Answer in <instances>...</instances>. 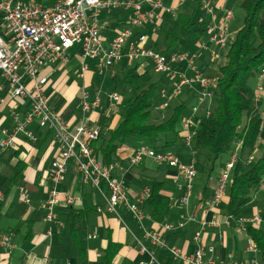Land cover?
Instances as JSON below:
<instances>
[{
	"label": "crops",
	"instance_id": "0c3cea01",
	"mask_svg": "<svg viewBox=\"0 0 264 264\" xmlns=\"http://www.w3.org/2000/svg\"><path fill=\"white\" fill-rule=\"evenodd\" d=\"M231 1L233 0L212 1V8L217 21L221 20L226 10H231L228 7ZM37 2L45 6L50 5V0H37ZM183 2L184 0H161V7L152 10V16L148 22L142 27L133 28L134 39L152 31L153 26L161 22L160 17L164 12L167 14L176 12ZM144 9L151 8L144 6ZM124 11L129 14L125 15ZM131 14L132 9L125 7L102 11L100 16L101 34L106 46L110 45L120 30L129 26ZM207 16V20L211 21L210 25H212V16L208 14ZM231 22L229 24L228 42L240 28H234L232 31ZM1 23L2 16L0 14V25ZM152 37L156 38V35L152 33ZM77 46L79 47L77 50L80 51V60L76 61L75 54L77 52L72 54V50H75ZM195 46H198L199 49L193 53L187 52L190 55H195L194 62L202 73L203 67L211 62L210 53L204 48V46L209 47L210 45H207L206 42H200ZM186 47L188 50L191 49L188 45ZM66 56V61L58 60L44 68L42 72V75L48 79L45 95L48 98L50 108L61 115L71 131H74L85 120L89 121L91 128L99 127L100 114L104 111L113 113L111 128H115L119 122V116L111 109L110 96L112 94L107 97L103 96L104 93L101 92V88L104 81L110 82L115 79L114 74L115 76L118 75L116 69L120 62L116 63L113 68L99 71L96 61L85 58L82 54V48L77 44L67 51ZM91 67L99 75L107 72L110 80L105 79L106 76L104 78L97 77V74L91 71ZM178 68L187 76H192V72L187 68V63L180 64ZM167 78L171 79L169 88L171 89L172 78L170 76ZM0 83L2 85L0 100H4L3 105H0L1 144L8 137L7 134L11 133L15 127L13 112H16L19 119L23 121L30 110V102L25 99L17 104L15 110H12L14 101L8 95L9 84L2 77H0ZM23 83H29L25 75ZM200 96L197 105L201 99ZM78 97H80L79 102L74 107ZM97 99L100 100L99 107L83 113L82 103L84 101L93 102ZM198 124L197 121L195 127ZM27 129L35 135L36 140H30L20 134L16 137L13 149L2 151L0 148V236L7 235L9 243L13 245L10 249L0 246V264H44L45 259H49V264H143L151 261L149 253L156 259L154 264H186L181 260L174 259L168 251L151 244L145 238V234L150 231L157 232L168 246L177 247L188 256L195 254L203 245L207 253L205 260H213L216 264L247 263L256 259L260 263H264L258 246L257 253L248 251L249 241H253L257 245L251 239L248 230L258 228L264 233V190L259 189L255 192L244 213L238 216L246 218L259 214L262 222L258 226L246 224L241 228L232 224L231 227H227L224 224V219L230 215H225L221 209L223 204L228 203L227 194L219 206L214 208L208 206L215 195L221 175L216 177L214 184H209L211 192L208 199L203 198L202 191L192 201L194 197L192 191L188 206H184L181 203L184 192L178 187L183 185L184 181L179 176L177 169L152 159H145L139 165H131V157L141 146L135 141H131L129 145L121 149L118 155L121 161L120 168L115 174L123 182L129 203H133L144 188H150L148 185L153 181H163L165 185L161 193L168 197L171 202L169 217L162 221H156L152 216V208L147 204L141 207L144 219L140 222L126 204L118 205L116 213L108 212L106 201L102 195L91 185L83 182V178L76 171L74 163L70 162L64 181L56 187L59 196L55 208V222H47L45 219L46 212L42 209V205L48 200L49 192L54 188L51 181L52 163L58 157V149L57 145L53 143V132L48 128H41L38 119H35ZM185 136L186 134L183 135L184 138ZM262 139L258 144L260 149H264ZM96 147L95 143L94 149L97 153ZM97 156L99 157L98 153ZM192 161L189 158L187 163H183L188 164ZM227 161H229V156ZM18 170H23L22 184L14 182V176L17 175ZM22 192L29 194L30 205L22 201ZM68 195L75 197L73 205L67 204L65 198ZM71 208L80 215L79 223L82 227L80 230H74L68 223V214ZM182 216L183 218H181ZM185 218L191 219L186 220ZM180 221L185 222L183 228L175 231L164 229L166 224L177 225ZM213 222L215 224H212ZM197 232H201V240L198 242L194 240ZM142 247H145L149 253H142ZM210 248H213V252H209ZM168 254L172 258L170 262L168 261Z\"/></svg>",
	"mask_w": 264,
	"mask_h": 264
},
{
	"label": "built area",
	"instance_id": "2783aa9c",
	"mask_svg": "<svg viewBox=\"0 0 264 264\" xmlns=\"http://www.w3.org/2000/svg\"><path fill=\"white\" fill-rule=\"evenodd\" d=\"M202 10L212 16L213 23L208 28L207 34L211 47L204 46L210 53L211 62L215 64L221 58L220 50H224L228 44L229 24L233 20V11L226 10L221 20L217 21L213 8V0H201ZM161 0H135L120 2L118 0H50V5L45 6L37 0H0V14L2 23L0 25V77L9 84V97L14 101L12 110L17 104L28 99L30 110L21 121L16 112H13L15 127L7 138L1 142L2 151L15 147L16 137L23 134L30 140H36L35 135L27 127L38 119L41 128H48L54 134L53 143L57 145L58 157L52 163L51 181L54 188L49 192L48 200L42 205L46 212L45 219L49 223L55 222V208L58 203L59 193L56 187L61 184L67 172L70 162L83 178V182L89 184L99 192L107 204V211L117 212V206L126 204L135 218L140 222L144 219L141 207L151 195L150 188H144L136 197L133 203H129L123 182L115 172L120 168L119 163L104 165L94 149V144L98 141L100 127L91 128L89 121L85 120L71 131L68 124L61 115L53 111L49 106V101L45 95V87L48 83L47 77L42 75L43 69L58 60H67V51L75 44L82 45V54L85 58L96 61L99 71L112 68L116 63L125 60L131 64L140 60H149L153 63L156 73L168 74L172 78V88L160 92L164 103L160 107L164 109L169 102L174 100L186 86L198 85L202 98L197 106H201L206 97L204 90L215 82V79L207 78L201 73L194 60L195 55L187 53H173L170 56L162 55L146 46L148 37L141 35L137 39L133 38V28L144 26L152 16V10L160 8ZM148 6L151 9H144ZM125 7L131 8L132 14L129 26L120 30L112 39L109 46H106L101 34L102 26L100 16L103 10ZM187 63V68L192 72L189 77L179 70L180 64ZM24 75L29 83H23ZM260 83L255 90V101H264V67L259 75ZM0 90L2 85L0 83ZM121 97L117 93L110 96L111 109L118 113V104ZM4 100H0L3 105ZM100 100L93 102L84 101L82 103L83 113L98 108ZM195 107L193 112H197ZM209 114V113H208ZM199 123V122H198ZM193 117L185 118L182 122V129L185 131L186 144L190 145L194 128L196 125ZM237 153H234L231 160L223 170L217 190L209 208H214L223 203L226 196V189L231 184V174L236 162ZM145 159H152L158 163H165L171 168H175L183 178L184 184L178 186L184 192L181 203L188 206L194 180L197 176L195 162L183 163L178 156L170 152H158L154 149L140 146L131 157V165H139ZM261 190H264V182ZM22 201L30 205L31 199L27 192L21 193ZM68 205H73L75 197L68 195L65 198ZM183 218V216L181 217ZM190 220L191 218H185ZM262 222L259 214L252 217H225L224 224L231 227L236 224L243 228L246 224L258 226ZM212 224H215L213 222ZM185 222L176 224H166L164 229L175 231L183 228ZM51 235V232H50ZM145 238L151 244L168 251L174 259L181 260L186 264H216L213 260H205L206 251L204 246L192 256L184 254L179 248L168 246L162 237L155 231L147 232ZM194 240H201V232H197ZM0 246L12 248L8 236H0ZM142 253H149L145 247ZM248 251L257 253V245L253 241L248 242ZM213 252V248L209 249ZM151 255V261L143 264H154L156 259ZM49 259L44 260V264H49ZM70 264V263H66ZM227 264H264L257 259L247 263L231 262Z\"/></svg>",
	"mask_w": 264,
	"mask_h": 264
},
{
	"label": "trees",
	"instance_id": "16d2710c",
	"mask_svg": "<svg viewBox=\"0 0 264 264\" xmlns=\"http://www.w3.org/2000/svg\"><path fill=\"white\" fill-rule=\"evenodd\" d=\"M236 1L244 12L242 25L226 48L220 50L219 61L203 67V75L215 82L204 90L206 97L201 106H197V100L202 90L193 85L186 86L161 109L164 99L160 92L164 88L170 90L168 74L156 73L149 60L131 64L123 60L116 69L118 75L112 80V94L117 92L121 97L117 113L119 122L111 128L113 113L102 112L96 142L99 158L106 166L120 164L121 149L135 141L158 152L174 153L185 163L191 158L195 161L197 176L201 174L208 183L216 163L224 156H229L230 161L237 153L231 184L226 190L229 200L221 206L225 215L234 217L244 213L253 194L264 182V152L256 155L264 133V101H255L253 84L264 67V0ZM199 11L205 16H199ZM160 18L161 22L154 25L152 31L143 34L148 37V48L170 56L189 54L186 45L209 44L207 30L211 21L202 10L201 0H184L176 12H164ZM195 107L197 112H193ZM191 117L199 124L192 128L194 135L188 145L183 137L182 122ZM229 161L221 163V169L224 170ZM22 171L18 170L14 176L15 183L22 184ZM208 183L202 190L204 199H208L211 192ZM164 185L159 180L148 185L151 195L145 204L152 208L156 221L171 214L170 199L161 193ZM79 222L80 215L71 208L68 223L77 231L82 228ZM248 233L264 258V233L258 228H251ZM168 261H172L169 254Z\"/></svg>",
	"mask_w": 264,
	"mask_h": 264
},
{
	"label": "rangeland",
	"instance_id": "374dc122",
	"mask_svg": "<svg viewBox=\"0 0 264 264\" xmlns=\"http://www.w3.org/2000/svg\"><path fill=\"white\" fill-rule=\"evenodd\" d=\"M165 6H167V5L165 4ZM228 7L233 11L234 20L231 22V29L233 31L234 28L240 27L242 25V21H243V17H244V12L238 7V1H236V2H234V0L231 1ZM124 14L125 15H128L129 13H127V12L124 11ZM198 15L199 16H203V17L205 16V14L202 13V12H200V11L198 12ZM77 45H79L82 48V45L81 44H77ZM77 48L79 49V47L77 46L75 50L74 49L72 50V54H75L74 52H77V54H75V60L76 61L77 60H80V51H78ZM189 49L190 50H188V52L189 53H193V51L198 50L199 47L198 46L196 47L195 45H192V46L190 45L189 46ZM91 71H93L94 73H96L92 67H91ZM105 76H106L105 79H109L110 80V77L107 76V72L105 74L103 73V75L97 74V77H99V78H104ZM114 78H115V74H114ZM259 83H260V79H255V81L253 82V84L255 85L254 89H256V87H257V85ZM112 88H113V81H110V82L108 80L104 81V84H103V86L101 88V92L104 93L103 96H106V97L107 96H110L112 94ZM51 89H52V87H51ZM183 95H184V92H183ZM79 98L80 97H78V99L75 101V103L73 105L74 107L79 102ZM262 138H263L262 140L264 142V135H263ZM263 151H264L263 148L262 149L258 148L256 155L257 156H260ZM227 159H228V156L227 157L224 156V158H221L216 163L217 165H216L215 171L213 172L212 177L209 179V183H208L207 179H204L201 174H198V176L196 177V179L194 181V190H193L194 197H193L192 201L195 199L196 195H200L202 193V190H203L204 186L207 183H208V185L209 184H214V181H215L216 177H218L219 175H221L222 174V171H223V169H221L220 164L221 163L225 164L226 161H227Z\"/></svg>",
	"mask_w": 264,
	"mask_h": 264
}]
</instances>
